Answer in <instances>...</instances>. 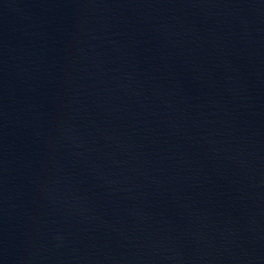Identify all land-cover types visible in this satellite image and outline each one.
<instances>
[{"label": "water", "instance_id": "obj_1", "mask_svg": "<svg viewBox=\"0 0 264 264\" xmlns=\"http://www.w3.org/2000/svg\"><path fill=\"white\" fill-rule=\"evenodd\" d=\"M0 264H264V0H0Z\"/></svg>", "mask_w": 264, "mask_h": 264}]
</instances>
